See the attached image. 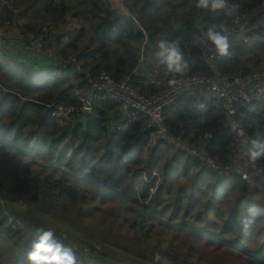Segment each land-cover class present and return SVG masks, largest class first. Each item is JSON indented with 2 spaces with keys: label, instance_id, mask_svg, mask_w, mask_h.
I'll use <instances>...</instances> for the list:
<instances>
[{
  "label": "trees",
  "instance_id": "trees-1",
  "mask_svg": "<svg viewBox=\"0 0 264 264\" xmlns=\"http://www.w3.org/2000/svg\"><path fill=\"white\" fill-rule=\"evenodd\" d=\"M111 1L0 0V26L6 32L34 39L46 27L57 29L60 36L49 50L63 59L76 56L82 69L63 70L36 55V63L29 62L32 66L12 63L8 50L0 53V168L4 173L0 198L21 199L37 210H24L27 215L13 204L0 205V264H29L27 253L40 228L52 229L83 264H119L120 257L106 252L114 259L94 260L82 245L73 246L62 238L66 233L75 241L92 244L87 230L94 225V214L116 201L118 216L107 221L102 239L138 258L152 260L153 252L139 244L124 246L116 231L119 227L128 226L143 236L161 229L163 239L169 241L156 250L173 264H264V173L248 184L240 176L213 172L163 143L152 147L148 120L111 136V113L119 105L107 98L94 103L87 123L60 128L52 118L56 107H83L81 98L90 94L87 75L98 79L106 73L121 83L161 69L155 57V41L161 36L180 45L191 66L184 75L211 74L200 54L189 52L186 45L201 38L209 24L222 16L195 9L194 0H123L127 13ZM234 2L240 14L255 12L264 4V0ZM247 36L251 46L236 36L230 54L218 58L221 72L264 71V13L251 23ZM164 119L169 133L187 145L204 147L207 155L224 165L233 161L238 141L226 127L224 112L203 96H185L165 109ZM247 128L262 131L264 140V113L252 116ZM206 135L212 139L206 140ZM244 152L241 164L249 172L264 168V161L250 168ZM171 194L176 196L166 204ZM249 206L255 211L248 212ZM166 207L172 213L163 220L160 215ZM37 212L47 226L26 222ZM67 212L93 222L78 233L80 220L68 219ZM240 215L255 217L249 229L241 228Z\"/></svg>",
  "mask_w": 264,
  "mask_h": 264
},
{
  "label": "built area",
  "instance_id": "built-area-1",
  "mask_svg": "<svg viewBox=\"0 0 264 264\" xmlns=\"http://www.w3.org/2000/svg\"><path fill=\"white\" fill-rule=\"evenodd\" d=\"M263 13L264 4L255 12L240 14L244 25L234 37L239 36L246 46H251L252 41L247 36L249 27ZM43 32L42 36L34 39L13 37L0 27V49L16 48L23 53L43 57L63 70L72 68L81 72V64L77 57L71 56L63 59L56 52L49 50V45L54 38L60 36V31L46 27ZM186 48L189 52L200 54L201 60L210 69V75L161 77L162 69L154 68L141 77L135 75V78H127L121 83L116 82L106 73L98 79L87 75L90 94L81 98L83 107H56L51 113L52 118L60 128H68L75 122L81 123L86 112L92 115L94 103L98 99L107 98L121 106L126 112V117L122 122L109 127L111 136L124 134L136 123L148 120V128L153 130L152 140L157 136L158 143H163L176 152H183L196 158L213 172L240 176L243 181L252 184L257 176L264 173V168L249 172L241 164V152L245 151L244 145L249 137L261 140L263 136L262 131L251 132L247 128V123L252 116L264 113V71L250 75L221 72L217 66L219 57L207 46V41L202 42L201 38L186 45ZM233 48L234 46L231 47ZM188 95L203 96L224 112L226 127L238 141L233 152L234 159L230 164H222L207 155L204 147H192L183 142L182 138L169 133L165 125L164 111ZM205 139L210 140L212 136L206 135ZM10 227L16 229L15 224Z\"/></svg>",
  "mask_w": 264,
  "mask_h": 264
},
{
  "label": "clouds",
  "instance_id": "clouds-1",
  "mask_svg": "<svg viewBox=\"0 0 264 264\" xmlns=\"http://www.w3.org/2000/svg\"><path fill=\"white\" fill-rule=\"evenodd\" d=\"M194 7L213 17H223L218 22L209 24L202 33L201 40L207 41V46L217 57L228 56L232 39L244 25L239 4L234 0H194ZM155 48V57L162 69L161 77L182 76L189 72L190 63L175 40L161 36L155 41ZM244 147L248 166L255 169L258 162L264 161V140L249 137ZM247 211L254 212L255 207L249 206ZM254 220V216H239V224L243 230L249 229ZM27 261L29 264H83L72 247L60 242L52 229L44 228L38 229L31 250L27 253ZM151 264H173V260L161 251L154 250Z\"/></svg>",
  "mask_w": 264,
  "mask_h": 264
},
{
  "label": "rangeland",
  "instance_id": "rangeland-1",
  "mask_svg": "<svg viewBox=\"0 0 264 264\" xmlns=\"http://www.w3.org/2000/svg\"><path fill=\"white\" fill-rule=\"evenodd\" d=\"M111 2L117 10L120 9L122 6V0H112ZM9 34L13 37H19V35H15L13 33H9ZM5 50H9V49H0V53L4 54L3 52H5ZM118 107H120V106H118ZM112 122H113V120H112ZM3 178H4V173H3L2 169L0 168V179L2 180ZM157 185H159V181H158ZM153 192H155V190H153ZM175 196H176L175 194H171V195L167 196L165 203L170 204L172 202V200L175 198ZM6 203L13 204L15 206H18V208H21V210H18V211H24V210L28 211L30 208L32 210H34V207L32 205L28 206V204L21 199L18 200L17 198L12 197V199L5 200L4 198H0V205H5ZM27 211H24V212H25V214L29 215ZM34 211H37V210L35 209ZM118 212L119 211L117 208V201L113 202L111 204L103 205L99 208V210L94 214V219H95L94 225L91 226L89 230H87L88 231L87 236L89 237L90 242H92V244H90V245H88V243L83 244V242L78 241V240L75 241L74 239L70 238V236L67 235L66 233H62L63 234L62 238L73 246L78 247V246L82 245L84 250L86 251L85 253L91 255L94 260L103 261V259L106 257H108L110 259H114L111 256H105V253L109 252L115 258L120 257L119 259H116V260H119V264H122V263L123 264H151V260L146 261L142 258H138V257L134 256L133 254H131V252H129L128 250L125 251L123 249L122 250L118 249L117 246L114 245V243L111 244V243H108L107 241H105L104 240L105 238L102 239L103 237H105L104 233L108 229L107 221L112 219L114 216L116 218L118 216ZM171 213H172L171 208L166 207L165 209H163L161 211L160 216H162L163 220H166L171 215ZM60 214H61V212H59L58 215H60ZM39 215H40V213L37 212L36 215L29 218V220H27L26 222L33 223L36 226L37 225L38 226H42V225L47 226L48 223H46L45 221L40 219ZM65 215L70 220H80V225L76 229V232H78V233L82 232L81 229L83 228V225L85 227H87L91 222H93L90 219L85 220V219H83V217L79 219L77 214H75L74 212H72V213L67 212ZM55 216H57V215H55ZM46 218L52 219L53 221H56L54 218H52L48 215L46 216ZM210 218L214 222L216 221L215 219H213V217L211 215H210ZM83 220H85L86 223H82ZM11 225H14V223L11 222ZM118 229H120V231H118V230H116V231L118 233H120V237H122V240H123V243L122 242L121 243L124 246L125 245L128 246L131 244H133V245L139 244L142 247L149 248L150 251L152 250V252H153V250L164 248V246H166L168 244V241H169L168 238H166V237L163 239L161 229H159L156 232L152 231L153 233H150L149 235H146V236H143V234L137 235L128 226H121ZM115 242H118V241H115Z\"/></svg>",
  "mask_w": 264,
  "mask_h": 264
},
{
  "label": "crops",
  "instance_id": "crops-1",
  "mask_svg": "<svg viewBox=\"0 0 264 264\" xmlns=\"http://www.w3.org/2000/svg\"><path fill=\"white\" fill-rule=\"evenodd\" d=\"M118 10H121L123 12H126L127 13V10L124 8V5H123V0H122V6L120 9ZM9 52V55H8V60L12 63H19V64H22V63H31V62H35L37 61L35 58H37L38 56H34V55H29V54H25L23 53L22 51L18 50V49H12V50H8ZM35 58H34V57ZM33 59L35 61H33ZM29 63V65H30ZM36 63V62H35ZM32 66V65H30ZM112 117H113V122H111V125L110 126H115L116 124H119L120 122H122L125 117H126V112L125 110L120 106V107H117L112 113H111ZM158 139H157V136H155V138L152 140V147H155V144L157 143L158 144Z\"/></svg>",
  "mask_w": 264,
  "mask_h": 264
},
{
  "label": "water",
  "instance_id": "water-1",
  "mask_svg": "<svg viewBox=\"0 0 264 264\" xmlns=\"http://www.w3.org/2000/svg\"><path fill=\"white\" fill-rule=\"evenodd\" d=\"M91 114L86 112L85 117L83 118V120L81 121V123H87L89 118H90Z\"/></svg>",
  "mask_w": 264,
  "mask_h": 264
}]
</instances>
